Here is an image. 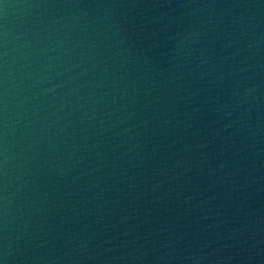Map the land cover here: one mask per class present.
I'll return each mask as SVG.
<instances>
[{
	"label": "water",
	"instance_id": "water-1",
	"mask_svg": "<svg viewBox=\"0 0 264 264\" xmlns=\"http://www.w3.org/2000/svg\"><path fill=\"white\" fill-rule=\"evenodd\" d=\"M0 264H264V0H0Z\"/></svg>",
	"mask_w": 264,
	"mask_h": 264
}]
</instances>
